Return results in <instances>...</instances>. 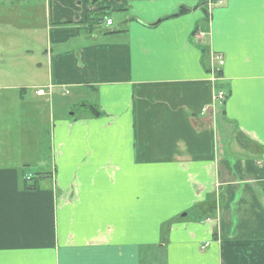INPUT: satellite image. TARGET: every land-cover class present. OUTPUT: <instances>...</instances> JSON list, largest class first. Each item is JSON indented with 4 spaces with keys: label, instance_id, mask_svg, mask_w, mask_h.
<instances>
[{
    "label": "crops",
    "instance_id": "crops-1",
    "mask_svg": "<svg viewBox=\"0 0 264 264\" xmlns=\"http://www.w3.org/2000/svg\"><path fill=\"white\" fill-rule=\"evenodd\" d=\"M45 9L44 73L0 103L29 129L0 152V264H264V0Z\"/></svg>",
    "mask_w": 264,
    "mask_h": 264
},
{
    "label": "rangeland",
    "instance_id": "rangeland-1",
    "mask_svg": "<svg viewBox=\"0 0 264 264\" xmlns=\"http://www.w3.org/2000/svg\"><path fill=\"white\" fill-rule=\"evenodd\" d=\"M105 15L114 20L115 27L121 21V14L110 12ZM49 37V19L45 9V0H0V103L10 100L11 96V92L5 91L6 88L4 87L30 83L34 80L32 74L44 73V70L41 72L38 68L45 63ZM87 97V104L92 105L94 103L93 96L88 94ZM42 101L47 103L44 106L49 107L48 102ZM59 105L60 102L55 99L56 117L60 110ZM67 111L66 108L63 109V113ZM79 111L81 110H69L67 113L75 115ZM47 114L48 112H44L43 116L40 115L42 125L37 126L38 130L41 128L47 130L49 126H52L51 110L49 111L48 120ZM5 116L1 114L0 110V118ZM52 116H54L53 111ZM2 127L0 126V152L11 151L8 148L9 142L7 139L12 137L16 138L17 141L21 137V147L25 150L27 130H29L26 128L25 120L15 129L6 127L5 124ZM45 136L46 134H44ZM40 145H42V157L46 158L48 153L47 142L40 141ZM43 165L47 164L44 162ZM21 169H24L23 171L26 173L30 172L37 176V169L34 165Z\"/></svg>",
    "mask_w": 264,
    "mask_h": 264
},
{
    "label": "built area",
    "instance_id": "built-area-1",
    "mask_svg": "<svg viewBox=\"0 0 264 264\" xmlns=\"http://www.w3.org/2000/svg\"><path fill=\"white\" fill-rule=\"evenodd\" d=\"M204 2L205 7L208 9V12H212V10L221 4V0H202ZM112 25L111 20H106V26L110 27ZM201 37V36H200ZM224 65V60L220 55H214L212 58V71L215 72L214 70L217 66H223ZM214 80H217V77H214ZM226 98V94L223 93L222 91H218L217 94L215 95V102L223 103ZM31 175L27 176V180L31 179Z\"/></svg>",
    "mask_w": 264,
    "mask_h": 264
},
{
    "label": "trees",
    "instance_id": "trees-1",
    "mask_svg": "<svg viewBox=\"0 0 264 264\" xmlns=\"http://www.w3.org/2000/svg\"><path fill=\"white\" fill-rule=\"evenodd\" d=\"M37 175H40V173H37ZM37 177V176H36ZM33 186H31L30 188H32Z\"/></svg>",
    "mask_w": 264,
    "mask_h": 264
}]
</instances>
